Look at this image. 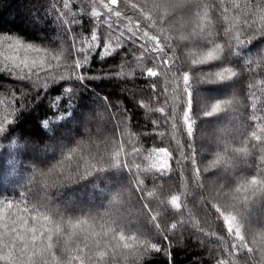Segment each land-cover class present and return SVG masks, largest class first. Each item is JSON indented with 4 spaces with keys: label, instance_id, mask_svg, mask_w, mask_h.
<instances>
[{
    "label": "trees",
    "instance_id": "trees-1",
    "mask_svg": "<svg viewBox=\"0 0 264 264\" xmlns=\"http://www.w3.org/2000/svg\"><path fill=\"white\" fill-rule=\"evenodd\" d=\"M166 2L168 7L165 0H118L112 5L121 12L117 17L104 7L108 0H69L68 8L64 0H0V39L11 36L48 50L46 56L5 47L10 41L0 45V54L5 47L29 62L45 60L30 78L26 69L8 71L12 62L0 65V255H13L0 264H80L70 260L77 255L84 264H264V193L244 187L253 175L264 178V132L256 127H264V0ZM93 9L101 15L94 17ZM34 17L42 26L32 23ZM93 31L99 40L88 48ZM145 31L159 38L163 51H152L155 41ZM191 32L200 39L193 42ZM85 56L87 63L76 69L74 62ZM148 67L157 77L143 75ZM224 67L238 75L220 81L214 73ZM185 71L193 84L191 136L183 121ZM226 87L230 93L199 99ZM231 107L238 112L234 128L219 147L202 151V127L226 117ZM90 123L99 130L83 131ZM243 158L247 166L213 179ZM38 186L48 188L51 204L31 191ZM59 191L72 197L66 208L52 204L61 205ZM106 192L121 200L110 212L78 204ZM221 213L236 217L233 229L240 225L243 241L229 233ZM78 220L87 224L68 226ZM33 227L35 242L27 231Z\"/></svg>",
    "mask_w": 264,
    "mask_h": 264
},
{
    "label": "snow or ice",
    "instance_id": "snow-or-ice-1",
    "mask_svg": "<svg viewBox=\"0 0 264 264\" xmlns=\"http://www.w3.org/2000/svg\"><path fill=\"white\" fill-rule=\"evenodd\" d=\"M101 2H103V0H101ZM118 3V0H108V3L107 4H104V7L108 10V12L110 13H114L115 16L119 17L121 16V12L119 10H115L112 8V5H117ZM165 7H168L169 5L167 4L166 0H165V4H164ZM64 7L65 8H68L69 7V0H64ZM132 8H136L137 5L135 4H132L131 5ZM159 7V6H158ZM141 11H143V9H141ZM225 12H227V9H224ZM92 15L94 17H98L101 15V13L97 12L95 9H93L92 11ZM73 23H78V21H73ZM108 27H112L111 24L108 25ZM137 28H139V22H137ZM131 31V30H129ZM144 37H148V39L152 40V41H155V44L152 48V51L154 52H159V51H163V49L161 48L160 46V41H159V38L156 37V36H151L149 37L148 36V32L145 31L144 32ZM132 37H136V33H132ZM131 38V37H130ZM137 39H140L139 37H136ZM14 40V43H10L8 44V47L9 48H12V49H15L16 51H19L20 49H24L26 51H34L36 53H40V52H45L46 56L48 54V50L46 49H43L41 47H38V46H35L33 45L32 43H27L25 44L24 42H22L21 40L19 39H15L11 36L9 37H4L2 39H0V45H3L5 43V41H13ZM99 40V37H98V34L96 31H93L91 33V37H90V42L87 43V47L88 48H92L93 47V44L91 42H98ZM237 41L238 42H243L240 40L239 36L237 37ZM98 46V45H97ZM140 47H143L145 48V50H147L145 44H140L139 45ZM73 47L75 48V44L73 45ZM217 48L221 47L219 44L216 45ZM83 49H77V51H82ZM105 52L108 51V46L106 45L103 49ZM2 55V54H0ZM61 55L62 54H52L51 55V59L52 60H56V61H59L61 59ZM5 60H9V61H13V58L12 57H5L4 58ZM155 59L159 60L161 59L159 56H156ZM207 59L211 60L213 59V56H212V53L209 52L208 53V57ZM204 61H201L200 63H203ZM87 63V56L84 57L83 60L81 59H77L75 62H74V65H75V68L76 69H80L81 67H83L85 64ZM163 63L167 64L168 63V60H163ZM193 63H196L195 61H193ZM45 66V60L44 59H41L39 62H37V60H32L31 62H29L26 58H22V59H19L18 61H13L12 63L10 64H6L5 65V68L8 70V71H14V70H20L21 73L24 72V70L26 69L27 70V73H28V78L31 77L32 75V69L33 68H41L43 69ZM47 67L49 69L52 68V64L51 63H48L47 64ZM225 73H230V76L226 77L225 76ZM77 78L80 79L81 81H83L85 79V77L82 75V74H79L77 73ZM143 75L145 77H157L158 75V72L156 70H154L152 67H148L146 69V71L143 73ZM214 75L216 77L219 78L220 81H224L225 79H231L232 77H236L238 75V73L233 70L232 68H228V67H224L222 68L220 71H217L214 73ZM21 78H24L23 76ZM182 81H183V88L181 89V93L183 96H186L187 97V100H186V108L183 110V121L184 123L187 125V135L188 136H191L193 134V117H192V96H193V84H192V81H191V78H190V75L187 71H185L182 75ZM260 83H264V81H260ZM252 87H254V85H249V88L251 89ZM153 90H155V86L153 85ZM106 99V98H105ZM220 108V104L217 103L212 111L215 112L217 111L218 109ZM252 108L255 109L256 108V104L253 103L252 104ZM160 112H163L164 109L161 108L159 109ZM206 115H211V113H206ZM252 119L255 121L256 120V117L253 116ZM47 121L44 122L45 125H47ZM256 127L258 129H260V131L264 132V127H261L259 124L256 125ZM4 131L3 127L0 126V132ZM252 137L255 138L256 141H261V136L257 134L256 131H253L251 133ZM158 152L159 153H164L166 156L168 155V152L165 148H159L158 149ZM69 159H71V156H69ZM116 167H127L126 164H122L120 162H117L116 164ZM161 167L163 168L164 167V164H161ZM105 169L101 168L99 169V171H104ZM142 183V182H140ZM260 186H264V178H258L256 175H253L251 177V180L247 182V185H245V189L246 190H251L252 193L255 195V193L257 191H261L262 193H264V188H261ZM237 191H240V189L238 188ZM177 197L176 196H173L172 197V203L173 204H176V201H177ZM9 208L12 207V204L11 202L8 203L7 205ZM145 207H147V205H145ZM177 207H179V205H177ZM216 211L217 212H220V209L219 208H216ZM221 215L223 216V220L224 222L226 223L227 225V229L229 231V233H233L234 231V235L235 237L239 240V241H243L244 240V237L241 235V231H240V225L237 224L235 226V230L233 229V224L236 220V217L235 216H230V215H224L223 213H221ZM33 220H36L37 217L33 216L32 217ZM52 218L49 217V216H44V220L45 221H50ZM153 219H155V217H153ZM21 220L23 221V224L24 225H27V219L21 217ZM87 224V221L86 220H78L76 221V223H72V221H68V226H70L71 228L75 229L77 227H80L82 225H85ZM173 228L176 227L175 224L172 225ZM12 231L14 232L15 229H12ZM27 231H30L31 233H33L32 235V241L35 242L38 237L35 235V233L37 232V229L35 227L31 228V229H27ZM61 231V227H60V224H56L55 226V232L56 233H59ZM43 231L41 232V236H43ZM16 239H19V240H24L25 238L23 236H20L19 234H17L16 236ZM47 239L49 241L52 240V235L49 234ZM120 239L123 240L124 239V236L123 234L121 233L120 235ZM165 239H167V236H165ZM27 246V244H25V247ZM13 247H14V243H13ZM125 248H128L130 247L128 244H125L124 245ZM234 247H236V245H234ZM242 247H247V245H242ZM3 248L5 249H8L9 248V244L8 243H4L3 244ZM52 248V244L49 243L47 245V249H51ZM151 248L156 250V251H159L160 249L158 248V246L156 244H152L151 245ZM249 252L252 251L251 248L248 249ZM105 255V253L101 252L100 253V256L103 257ZM31 258V257H30ZM71 259H75V260H78L80 262V264H84V258L82 256H75V257H70V260ZM0 260H4V261H10V260H13V255H12V251L9 250L8 251V254L7 255H0Z\"/></svg>",
    "mask_w": 264,
    "mask_h": 264
},
{
    "label": "rangeland",
    "instance_id": "rangeland-1",
    "mask_svg": "<svg viewBox=\"0 0 264 264\" xmlns=\"http://www.w3.org/2000/svg\"><path fill=\"white\" fill-rule=\"evenodd\" d=\"M32 20L35 21L32 23L39 25V27L42 26L41 22H39L35 17ZM32 23H28V25H31ZM189 38L191 40H193V42L194 41L196 42L198 39H200L193 32H191ZM10 43H14V42L10 41ZM5 47H8V44H6ZM5 47H2V49H1L3 54L0 55V62H1L0 65H4L6 62L18 61L20 59L18 57V55L14 54V52L11 51L9 54V52L5 51ZM5 57H12L13 61L5 60L4 59ZM218 92L230 93L231 91L229 88L226 87L223 89L203 93L199 96V99L203 103L206 101L207 98L213 97ZM84 116H85L87 121H90V122L92 121L87 114H85ZM237 118H238V112H235L233 107H231L229 110V114L226 117L220 118V119H215L214 121H209V122L205 123V125L202 127L203 129H201V135H202L201 150L204 151L211 146L219 147V145L223 142L225 134L229 133L232 130V128H234L233 126H234ZM99 123L100 124L98 126H101V123H104V120L103 119L100 120ZM88 128H92L93 130H96V131L99 130V129H97L98 128L97 126L93 125V123H90L89 127H86V128L82 127V130L86 131V130H88ZM68 136H73V131L70 132L67 135V137ZM243 159L244 160H242V162L237 164V167L232 166L230 168H226L223 171L216 173V175L213 179L214 180L225 179L228 176H231V174L233 173L235 168L247 166L246 159L245 158H243ZM31 191L33 193L34 192L37 193L40 201H42L46 204H51V200H50V197L48 195V188L47 187L38 186L36 188H32ZM58 196H59V199H61V202H60L61 205L59 206V204L54 203L52 201V204L55 207L66 208L67 206H69L71 204V200H69V199L72 197L65 195L63 192H60V191L58 192ZM120 202H121V200H120ZM120 202L118 201V199H116V197H112L110 195V193L106 192V193H104V196L102 198H100L98 201H92L91 199H87V201L81 200L80 203H78V204L80 206L86 208L87 210L92 211V212H95L98 210H104V211L110 212L113 209H116L117 205ZM259 216H258V218H260Z\"/></svg>",
    "mask_w": 264,
    "mask_h": 264
},
{
    "label": "water",
    "instance_id": "water-1",
    "mask_svg": "<svg viewBox=\"0 0 264 264\" xmlns=\"http://www.w3.org/2000/svg\"><path fill=\"white\" fill-rule=\"evenodd\" d=\"M115 6V5H114Z\"/></svg>",
    "mask_w": 264,
    "mask_h": 264
}]
</instances>
